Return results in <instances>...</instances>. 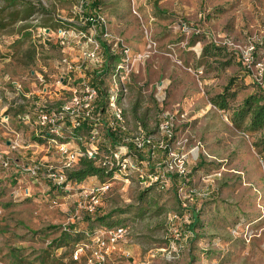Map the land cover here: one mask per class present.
I'll use <instances>...</instances> for the list:
<instances>
[{
	"label": "rangeland",
	"instance_id": "obj_1",
	"mask_svg": "<svg viewBox=\"0 0 264 264\" xmlns=\"http://www.w3.org/2000/svg\"><path fill=\"white\" fill-rule=\"evenodd\" d=\"M23 1L34 6L26 18L24 2L4 9L6 1L0 0L6 23L0 28V264H43L39 258L49 253L44 264L59 256L67 263L74 248H49L51 240L63 229L90 232L88 228L101 226L95 217L109 213L108 221L122 219L118 225L126 227L127 236L106 264H264V151L255 145L260 133L235 128L231 112L209 101L235 76L239 103L257 86L264 89V72L259 83L236 60L216 69L206 67L202 57L210 39L227 37L241 46L255 43V61L264 66V0H102L107 35H91L112 54H119L121 46L128 50L119 95L128 129L141 126L157 139L160 124L173 116L175 139L184 143L190 182L182 193L202 225L194 227L193 237L176 241L170 218L178 204L172 189L152 188L147 197L154 195L156 203H140L144 188L135 175L112 177L95 213L87 214L79 204L83 192L99 184L97 178L49 186L46 170L66 171L64 157L55 147L48 150L44 141L39 148L30 147L33 128L19 115L32 117L39 104L68 101L71 88L82 87L79 79L92 78L87 74L94 66L79 68V47L90 44L85 38L70 36L65 48L56 41L58 20L73 29L84 26L75 13L81 0ZM9 12H17L14 19ZM48 27L56 45H42L37 35ZM104 55L102 49L103 60ZM63 57L74 66L69 74ZM252 72L257 74L255 66ZM111 74L103 78L105 91L112 87ZM62 77L67 80L61 82ZM14 141L18 147H12ZM171 146L180 151L175 141ZM33 166L39 167L35 173ZM141 207L144 213L138 215ZM89 241L85 233L74 246ZM84 254L77 259L83 264Z\"/></svg>",
	"mask_w": 264,
	"mask_h": 264
},
{
	"label": "built area",
	"instance_id": "obj_2",
	"mask_svg": "<svg viewBox=\"0 0 264 264\" xmlns=\"http://www.w3.org/2000/svg\"><path fill=\"white\" fill-rule=\"evenodd\" d=\"M82 7V1L79 6L75 9V13L80 15L79 22H82L84 26L89 22L90 26L88 29H84V26L73 29L70 27H59L56 30V39L60 42L62 47H70V44H65L66 38L73 36L78 38H85L86 42L90 44H83L79 47L78 62L79 68L85 67L86 64H91L94 68L99 69L103 65L102 47L99 41L91 35L92 32L100 31L101 27L104 28V32L101 34L107 35V22L100 9L92 10L89 14L85 15ZM182 29H186V24H181ZM37 35L41 37L42 42L50 40V33L48 29L38 30ZM215 43L226 47L228 50L236 52L242 64L250 70V75L256 82H261V78L264 72V66L261 62H254V56L256 51V44L248 42L244 46L234 43L229 38H224L220 41L212 39ZM118 45V44H116ZM80 46V45H79ZM120 54L122 58L118 62L115 68L112 70L111 79L112 87L106 91L105 111L109 113L107 126L112 130H121V144L117 150L112 153H106L98 151L96 142L99 139V132L96 128H92L90 136L86 141V149L82 151L79 148L72 149L70 142H60L57 136L61 135L65 127V117H69L74 125H78L77 118L84 115L89 118L93 117V112L98 108L99 94L97 88L81 81V88L72 87L71 96L68 101L62 103L59 106H47L45 104H39L36 106V118L32 121L33 125L36 126V131L47 130L53 137L47 140V149L55 147L64 157L62 167L68 169L78 161L82 155H87L89 158L96 160V164L100 166H107L108 168L114 169L113 178H128V174H133L137 179L140 180L141 185H150L159 181L161 176L169 173H176L181 178H186L188 174V157L187 153L182 150L183 141L175 140L180 145L177 146L176 151L170 146L169 159L167 163L161 167L160 162L156 161V146L163 147L162 135L173 134V116H169L163 120L160 124L162 135L156 139V135L146 131L141 126L134 131H130L127 126L125 114L123 108L119 104V95L123 91L122 79L120 74L124 70L126 63L129 61L128 50L124 47H120ZM62 64L67 69V73L74 69V66L70 64L66 57L61 59ZM124 65V66H123ZM256 67L257 74L252 72V68ZM122 78V76H121ZM121 80V81H120ZM99 115V114H98ZM7 117V116H6ZM26 120L29 121V115H26ZM123 143V144H122ZM128 144L136 148L138 152L142 154V159L135 161L131 156L128 155ZM172 145V144H171ZM13 147H18L17 141L12 143ZM196 144V149H197ZM192 151V150H191ZM149 160L152 161L153 166H160L158 172L148 173L147 165ZM39 167L33 166L30 168L32 173H35ZM63 171H57L52 166H49L45 172V175L49 177L54 183L62 185L65 181V175ZM187 181V180H186ZM110 181L106 180L97 185L92 186L89 190H85V200L82 201L79 206H82L87 214H93L100 205V201L104 193L109 189ZM169 181L166 180L160 183V187H168ZM183 189L178 190V196L182 201V206L185 208L188 196L182 193ZM183 194V197L181 196ZM171 225H175L171 228L173 240L187 239L191 236L190 232L183 233L181 231V225L189 222L187 214L183 216L177 215L176 213L171 214ZM179 223V224H177ZM86 236L89 237V242H79L75 245L73 250V259L77 260L85 253V249L88 248V255H85V264H106L110 252H112L118 244L123 241L127 236V230L124 225H117L112 227H99L91 232H86Z\"/></svg>",
	"mask_w": 264,
	"mask_h": 264
},
{
	"label": "trees",
	"instance_id": "obj_3",
	"mask_svg": "<svg viewBox=\"0 0 264 264\" xmlns=\"http://www.w3.org/2000/svg\"><path fill=\"white\" fill-rule=\"evenodd\" d=\"M6 3L4 5L5 8H10L12 5H16L17 3L24 2L23 0H5ZM102 0H91L90 3L83 0L82 1V7L84 10V14H89L92 10H101L102 6ZM23 17L26 18L32 14L34 11V6L30 4L29 1L23 3ZM86 6H88L86 8ZM17 13V12H14ZM14 13L9 12V16H13L12 19H14ZM11 18V17H10ZM5 17L0 16V28H3L6 23L3 22ZM72 24L64 22L62 20H58L56 23V30L59 27H70ZM90 26V23L87 22L86 26H84V29H88ZM46 28V27H45ZM79 28V27H78ZM49 31H51V27H48ZM104 32V28L101 27L100 33ZM56 41H58L56 39ZM42 45L51 46L56 45L51 40H45L42 42ZM59 43V42H58ZM102 49H104V61L101 68L96 69L93 68L91 72H89L87 75L91 76L92 78L86 81L85 78L79 79L80 81H84L87 84L97 88L98 94H99V107L96 108L95 112L93 113L94 118H89L84 115H81L77 118V121L79 122L78 125H74L73 121L69 117H65V127L61 135L57 136L58 140L60 142H74L76 143L82 151H85V143L88 140V137L90 136V132L92 128H96L99 132V139L96 142L98 151L106 152V153H112L114 150H117L118 146L121 144V137L119 136L121 134V130H112L107 126V119H108V113L105 111V103L104 99H106V91L102 88L103 84V78L115 68L116 64L120 62L122 58V54H112L108 51L107 45L102 42L101 44ZM256 53V51H255ZM202 57H204L206 60L205 66L206 67H212V65H215L216 69H223L231 64H233V61L236 60L237 64L240 65V67L249 74L250 70L246 68L239 57V55L231 50H228L226 47L221 46L217 43H215L212 39H210L209 43L205 44L202 50ZM208 59H212V61H208ZM254 62H255V56H254ZM236 82V77L231 76L227 82V84L224 85L222 90L218 93L213 94L210 96L209 101L212 105H214L218 110L223 111H230V120L232 122V125L240 130L249 132V133H260L259 137L257 138L255 145L259 147L260 151H264V89L260 86H257L254 88L252 92L244 96L241 101L237 104H235V99L239 92V87H234V84ZM71 95V92L69 93ZM20 112H18L19 114ZM99 114V115H98ZM29 115V114H26ZM26 115H19V119L24 121V123L27 122ZM30 117V116H29ZM31 118V117H30ZM27 126L33 128V133L36 132V126L33 125V123H27ZM53 137V135L49 134L47 130H38L34 134V139H37V141L43 140L44 142L47 141L49 138ZM163 140V147L159 148L156 146V161L160 162V166L163 167L167 160L169 159V149L171 144L176 140L175 139V133L172 135H162ZM123 144V143H122ZM128 155L131 156L135 161H138L139 159H142V154L137 151L136 148H133L132 145L128 144ZM160 166H153L152 161L149 160V163L147 165V172L148 173H154L155 171L158 172V169H160ZM115 168H108L107 166H100L96 164V160L93 158L87 157V155H82L79 157L78 161L73 165V167L66 169V171H63L62 174L65 175V181L61 186L55 185L56 183L52 182L50 179V187L54 186L56 187H62L65 184H67L70 181L75 182H81L84 179L88 177H95L99 180V183L111 180L113 177ZM187 174L186 178H181L176 173H169L164 176H161L159 181L150 185H144L143 190L139 193V202L140 203H156L155 197L150 196V198L147 197V191H149L152 188H155L159 191H165L168 189H172L174 193V197L176 198V202L178 206L175 208L172 213H176L177 215L183 216L184 214H187L189 217V222L185 223L184 226H186V229L182 228L181 231L183 233L190 232L191 236H194V227L197 225H202L201 222H199V219L197 218V212L195 208H189L182 206V201L178 196V190L182 188L183 190H186L189 188V182L190 177ZM128 177L133 176V174H128ZM166 180L169 181L168 187H160V183L165 182ZM187 180V181H186ZM138 184H141L140 180L137 179ZM188 191V190H186ZM192 195V194H191ZM143 207L138 209V215H142L144 212ZM162 208H159L158 211H160ZM120 213L123 212V210L118 209ZM95 213V212H94ZM112 213L106 214V215H100L96 216L95 219L99 224L100 227H112L116 224L121 222L120 219L115 221H108V219L111 217ZM99 228V227H97ZM89 231H93L96 228H88ZM88 231V230H87ZM87 231L84 232V230H74L72 229H63L60 231L58 236H56L53 240H51V244L49 245V248H59V247H73L74 243L78 240H80L83 237V234H85ZM74 250V249H73ZM16 258V257H15ZM50 258V253L47 254L45 257L41 256V261H43V264L45 263L46 259ZM50 264H83L79 260L71 259L67 263L63 262V256H59L58 258L52 257L50 259ZM32 264V262L28 263Z\"/></svg>",
	"mask_w": 264,
	"mask_h": 264
},
{
	"label": "crops",
	"instance_id": "obj_4",
	"mask_svg": "<svg viewBox=\"0 0 264 264\" xmlns=\"http://www.w3.org/2000/svg\"><path fill=\"white\" fill-rule=\"evenodd\" d=\"M81 1H83V0H81ZM80 1V2H81ZM48 31H49V29H48ZM98 33H100V31L98 30L97 31ZM101 34V33H100ZM104 50V49H103ZM65 80H67V79H64L63 77L61 78V82H63V81H65ZM71 96V95H70ZM36 103H37V101H35ZM62 104V103H61ZM61 104H59V105H61ZM59 105H57V106H59ZM36 107H34V111L32 112V117L30 118V120L29 121H27L26 122V124L27 123H32V121L36 118ZM94 112H95V110H94ZM93 112V113H94ZM37 132V131H36ZM36 132H34L33 133V135L36 133ZM47 141H45L44 143H46ZM43 143V140H40V141H37V139H33L32 140V142H31V145L32 146H30V147H36V148H39V147H37V146H40L41 144ZM13 147V146H12ZM16 149V148H15ZM28 154V153H27ZM61 155V154H60Z\"/></svg>",
	"mask_w": 264,
	"mask_h": 264
}]
</instances>
